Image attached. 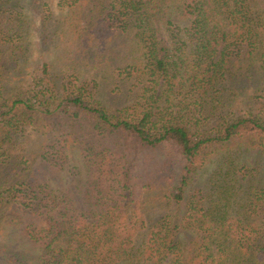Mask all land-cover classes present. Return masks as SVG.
<instances>
[{
    "label": "trees",
    "instance_id": "16d2710c",
    "mask_svg": "<svg viewBox=\"0 0 264 264\" xmlns=\"http://www.w3.org/2000/svg\"><path fill=\"white\" fill-rule=\"evenodd\" d=\"M32 6V0H0V116L10 114L0 119V149L35 119L46 133L43 163H24L18 154V183L7 185L8 206L18 210V264H264V191L247 192L251 186L237 177L236 157L227 148L235 143L237 153L250 146L264 150V106L257 114L223 111L250 82L254 95L264 93V0H58L63 20L53 37L73 32L87 61L97 65L110 29V51L123 64L130 61L127 75L142 83L153 79L159 87L151 100L116 96V102L130 103L114 111L93 88L85 94L81 87L57 86L46 62L27 88H8L10 71L18 70L16 84L24 79L30 47L25 11ZM48 11L40 1L41 34L47 37ZM164 84L163 92L175 87L196 101L182 98L177 108L161 107ZM192 104L195 118L188 116ZM191 118L196 126L210 123L208 132H193ZM77 138L82 171L74 183L54 186L48 174L66 169ZM116 139L141 148L168 143L181 161L168 199L177 205L186 199L183 211H163L155 200L142 210L144 184L135 158ZM215 147L222 151L209 190L187 196L197 166ZM168 166L161 164L158 179H150L159 183ZM13 253L0 248V264H15Z\"/></svg>",
    "mask_w": 264,
    "mask_h": 264
},
{
    "label": "rangeland",
    "instance_id": "374dc122",
    "mask_svg": "<svg viewBox=\"0 0 264 264\" xmlns=\"http://www.w3.org/2000/svg\"><path fill=\"white\" fill-rule=\"evenodd\" d=\"M32 1V7L34 8L25 11L27 14L26 19L29 20L30 34L28 42H30V47L28 53L29 57L27 61H25V64L22 65L24 74H21V76L22 78L24 77V79L21 81V84H16L18 80V70L10 71L7 75L8 88H11V90L12 88H16V90H18V87H14V85H19L22 90L27 88L28 84L32 82V77L39 72L40 65L43 62L48 63L49 74L53 76L55 82H57V86L61 85V83H65L71 90L81 87L85 90H83L85 94H87L86 90L88 88H93L92 91H95V98L101 100L110 111L121 109L124 105L130 103V101H115V97L122 93H129L134 96L143 94L146 98H150L155 90L159 88L154 87L153 79L149 78L148 81L144 80L142 83L141 81H135L134 75H127V69L124 68L130 61H126L123 64V62L117 60L110 51L112 45L110 41L114 38L112 30L109 29L110 35L106 36L104 53L100 58H95L99 63L97 65V62L90 63L87 61L84 49L80 47L73 32H66L64 34L57 33L58 35L55 37L52 36L57 22L63 20L61 14L62 9L58 6V0ZM40 1L47 3L48 13H51L49 19L46 21L48 26L46 31L48 37L44 33L41 34L43 23L39 16ZM64 13L65 12H63V15ZM159 36L163 37V34L159 33ZM116 43L120 42L116 40L115 44ZM81 83H83V85ZM247 87L248 88L245 89L246 91H244L243 94L238 93L232 103L225 105L223 111L226 114L229 116L244 115L249 110L257 114L260 111L259 108L264 106V93H256L254 95L255 84L253 82H250ZM166 90L167 87L165 84L162 85L159 90L160 93L162 92V99L160 98L161 107L170 109H172L171 107L177 108V103L182 100V98L186 101H196L195 97H191L187 100L183 93L177 92L175 87L171 92H163ZM166 99L167 102L165 101ZM210 101L211 97H208L207 102ZM189 107L192 111L188 112V116L192 117L194 114L193 117L195 118L198 114V112L194 110L196 108L195 105L192 104ZM9 115L7 114L4 116L3 114V117L0 116V119L6 118ZM194 118L190 119V129L198 134H201V132H208L210 123L206 124L202 121V125L196 126L194 124ZM69 131H71V129H69ZM57 133L58 130L53 131V137H55ZM45 134V128L37 126L35 119L32 124L26 125L19 135L17 130L16 138L11 145L0 149V248L3 249L7 247L8 250L14 252L13 254L16 256L13 258L15 264H18V250L21 251L22 241L19 239L18 235V210L8 206L12 204V201H8L10 195L7 185L13 182L18 183V154L21 155L19 160L24 163L34 161L36 167L40 165L39 162L43 163L40 153L42 151L41 141L45 138ZM101 138V134H95L96 140H101ZM79 141V138H77L76 143L73 144L75 152L70 151V147L68 148L70 160L66 169L53 172L50 175L48 174V178L54 186H60L59 184L64 185L66 182L74 183V181H76L75 175L79 170L80 172L82 171L81 162L77 157L81 152L80 144H78ZM114 143H117L119 146H124L126 151L129 149L130 152L133 153L139 182L144 184V194L141 205L142 210L149 208L151 202L155 200L158 206H164L163 211L164 208L171 214L178 211V209L183 211L186 199L181 201L179 205L175 204L171 199H168L169 190L176 184L181 167L180 159L172 151L168 143L157 148H141L133 140L131 142L128 139H116ZM244 144L245 143H242L241 145ZM215 148H212L215 150V153L210 154L203 163L197 166L187 196H198V193L200 195V190L203 192L202 195H205L209 190L207 185L210 186L211 184L209 179L216 167L218 154L222 151V148L227 151L226 146ZM227 148L232 155L236 157L235 171L237 177L246 186H251L248 187L247 192L256 189L258 193L261 194L260 190L264 191V150L256 146H250L245 152L237 153L236 150L238 146L235 143H230ZM164 163H168L169 166L168 168L165 167V172L161 173V181L156 183L150 178L154 177V180L156 178L158 179L157 175L154 176L156 173L155 170ZM80 178L85 180L87 174L84 173ZM6 181H8V184H6ZM2 202L5 204L4 206ZM260 202L264 207V197ZM25 260V264H32L31 259Z\"/></svg>",
    "mask_w": 264,
    "mask_h": 264
}]
</instances>
